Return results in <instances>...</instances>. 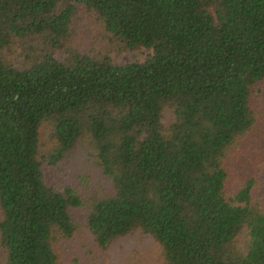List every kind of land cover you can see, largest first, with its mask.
I'll use <instances>...</instances> for the list:
<instances>
[{"label":"trees","instance_id":"1","mask_svg":"<svg viewBox=\"0 0 264 264\" xmlns=\"http://www.w3.org/2000/svg\"><path fill=\"white\" fill-rule=\"evenodd\" d=\"M263 84L264 0H0L1 264H63L79 209L103 250L139 230L166 264H264ZM80 144L110 183L86 202L42 169Z\"/></svg>","mask_w":264,"mask_h":264},{"label":"rangeland","instance_id":"2","mask_svg":"<svg viewBox=\"0 0 264 264\" xmlns=\"http://www.w3.org/2000/svg\"><path fill=\"white\" fill-rule=\"evenodd\" d=\"M92 20L84 22L83 18L74 19L80 29L81 37L76 40L85 42L84 46L90 50L100 45L103 41L102 33ZM83 44V43H82ZM88 51V50H87ZM146 55V51L141 50L132 53L115 52L111 54L112 61L121 65L128 62H141ZM253 103L258 112L264 116V84L263 89L253 95ZM51 131L47 126L40 130L39 137V158L46 159L48 153L54 146L53 139L50 138ZM43 165L45 182L54 189L64 193L65 190L73 191L80 196L84 202L89 201L101 190L108 191L109 181L102 175L101 169L96 165L91 150L84 144H80L64 157L56 166L48 167L47 162ZM238 173H242L239 171ZM254 197L264 204V179H260L259 185L254 190ZM74 232L71 238L60 240L57 244V251L63 264H71L74 260L78 264H166L162 250L154 239L142 234L139 230L113 241L105 250L101 249L94 237L88 230L86 224V212L84 210L72 211ZM2 252L0 250V264L2 263Z\"/></svg>","mask_w":264,"mask_h":264}]
</instances>
